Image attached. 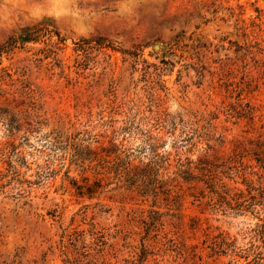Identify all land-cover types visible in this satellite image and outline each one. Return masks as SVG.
<instances>
[{"label":"rangeland","instance_id":"rangeland-1","mask_svg":"<svg viewBox=\"0 0 264 264\" xmlns=\"http://www.w3.org/2000/svg\"><path fill=\"white\" fill-rule=\"evenodd\" d=\"M264 264V0H0V264Z\"/></svg>","mask_w":264,"mask_h":264},{"label":"trees","instance_id":"trees-1","mask_svg":"<svg viewBox=\"0 0 264 264\" xmlns=\"http://www.w3.org/2000/svg\"><path fill=\"white\" fill-rule=\"evenodd\" d=\"M145 256H146V253H143V255H141V257H140L138 263H135V262H134L133 264H143Z\"/></svg>","mask_w":264,"mask_h":264}]
</instances>
